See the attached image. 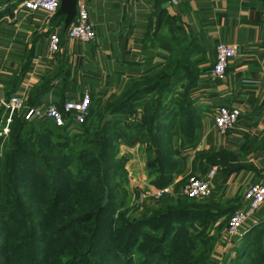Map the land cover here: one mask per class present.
I'll return each mask as SVG.
<instances>
[{
    "label": "crops",
    "instance_id": "obj_1",
    "mask_svg": "<svg viewBox=\"0 0 264 264\" xmlns=\"http://www.w3.org/2000/svg\"><path fill=\"white\" fill-rule=\"evenodd\" d=\"M21 1L0 0V126L8 115L5 100L24 95L29 101L40 91L45 96L39 98V105L93 93L97 104L90 108L92 120L101 127L109 102L174 58L185 65L177 70L183 81L177 89L182 91L191 82L194 110L189 116H176L170 128L161 122L168 136L164 156L161 150L149 149L148 142L118 139L126 178L123 187L128 182L132 188L130 193L125 186L124 194L133 195L137 203V189L156 187L160 175L152 173L148 163L159 159L170 163L161 173L173 177L175 184L188 175L202 177L216 167L214 191L225 204L218 205L227 208L242 203L245 186L264 183V0H88L96 32L88 44L61 35L66 29L55 13L30 12ZM54 30L63 44L51 57L47 36ZM219 42L238 48L224 80L210 73ZM220 105L241 109L237 126L227 135H220L212 121ZM132 115L114 114L115 131L133 122ZM210 152L212 162L205 158ZM226 218L219 216L207 230L212 235L219 232L213 255L225 263L234 256L233 246L225 243L224 229L219 228ZM263 221L264 203L244 229Z\"/></svg>",
    "mask_w": 264,
    "mask_h": 264
},
{
    "label": "trees",
    "instance_id": "obj_2",
    "mask_svg": "<svg viewBox=\"0 0 264 264\" xmlns=\"http://www.w3.org/2000/svg\"><path fill=\"white\" fill-rule=\"evenodd\" d=\"M57 17L64 19V15ZM67 29L61 35H66ZM182 63L174 58L168 60L149 77L131 84L117 101L107 104V114L112 119L103 127L97 119L92 120L91 109L97 102L91 92L90 115L83 123L66 121L57 126L47 118L28 121L21 113L14 114L8 138L3 143L0 137V246L3 244L1 237L6 239L8 232L17 240L24 237L28 240L23 243L13 239L9 251L6 250L5 255L0 252V264H99L95 257L100 255L97 239L103 217L110 213L112 206L122 215L113 225L118 233L115 240L121 241H118L119 245L111 241V264H211V245L214 247L217 236L208 233L209 224L224 214L227 218L221 226H225L226 220L228 222L231 214L242 205L240 203L235 209L232 205L228 208L219 206L225 204L220 203L222 197L216 194L217 190L205 198L166 193L160 199H146L141 216L136 214L137 207L128 212L121 209L123 203L118 201L101 208V196L105 192L109 201L112 198L104 181L109 184L110 178H115L110 182L117 186L116 193L126 181L124 161L118 157V141H145L149 143V149L158 153L161 150L160 155L164 156L168 136H164L161 122L164 120L165 126L170 128L176 116L192 114L191 82L182 91L177 89L183 82L177 71L179 67H185ZM34 95L26 105L38 106L39 98L45 96L40 91ZM65 101L56 102L62 105ZM120 111L127 114L141 112V118L125 123L122 131L116 132L113 115ZM213 155L210 152L205 158L212 162ZM158 161L148 163L152 173L160 175L155 186L172 184L176 192L188 176L175 184L173 177L161 173L170 163L164 159ZM30 185L36 187L34 192L27 190ZM78 225L91 227L86 229L87 236L74 229L59 247L45 244L49 233L58 235ZM244 227L228 264H264V221L246 230ZM48 228L51 231H46ZM55 239L60 241V238ZM67 243L70 244L67 247L73 248H66ZM169 245L172 248L169 249ZM196 245H202V248L193 253ZM77 246L80 249L75 251ZM60 248L73 252L69 254ZM139 248L138 258L135 251ZM205 251L207 254L204 255ZM49 253L57 258H72L61 262L57 258L49 259ZM24 256L30 260L22 261Z\"/></svg>",
    "mask_w": 264,
    "mask_h": 264
},
{
    "label": "built area",
    "instance_id": "obj_3",
    "mask_svg": "<svg viewBox=\"0 0 264 264\" xmlns=\"http://www.w3.org/2000/svg\"><path fill=\"white\" fill-rule=\"evenodd\" d=\"M60 0H22L21 6L30 12L44 10L53 14L58 9ZM76 13L70 26L67 29L66 36L69 39L79 43L88 44L96 37L95 27L90 17L88 0L76 1ZM49 55L54 56L62 48V38L57 32L49 33L47 36ZM215 61L210 69L213 78L224 80L226 69L229 63L237 57L238 48L235 45L226 42H219L215 46ZM91 95L85 94L79 99L67 100L58 105L52 101L40 104L39 106L26 105L24 95H12L3 103L7 109V117L0 126V137L3 143L9 136L10 125L15 113H21L24 119L28 121L39 120L40 118L50 119L55 125L61 126L66 121L83 123L90 115ZM241 115V109L234 106L220 105L213 111L212 121L220 135H227L228 132L237 126ZM141 118V113L132 115V121ZM217 168L213 167L204 176L188 175L186 180L179 186L176 192L172 184L164 187H145L135 191L137 203L144 202L146 199H160L164 194L174 195L176 193L189 198H205L211 196L214 191L213 182L216 178ZM242 205L237 208L229 217L225 231V243L234 246L242 229L249 217L256 213L264 203V183H252L245 186L243 190Z\"/></svg>",
    "mask_w": 264,
    "mask_h": 264
},
{
    "label": "rangeland",
    "instance_id": "obj_4",
    "mask_svg": "<svg viewBox=\"0 0 264 264\" xmlns=\"http://www.w3.org/2000/svg\"><path fill=\"white\" fill-rule=\"evenodd\" d=\"M115 172H116V170H115ZM34 180L36 182V177H34ZM112 180H116V179L115 178H110L109 184L106 181H104L109 186L110 193L112 195L111 201H108V203H107V205L105 207H107V206L109 207L110 204H112L114 201H115V203H117L116 201H118V203H123V207H122L123 210L125 209V210H128V212H131L136 207V205L142 204V203H136L135 197L134 198L132 197L133 195L129 196L127 194L126 195L123 194V190L125 189V186L128 187V190L131 193V189H132L131 188V184H129L127 182L125 184V186L123 187L124 189L122 188L119 193H116L117 186L110 182ZM32 186L33 185H30L27 190L30 191V192H34L36 187H32ZM104 196L105 195L101 196L102 197L101 198V203H102V201L104 199ZM124 197H125V199L122 200ZM136 198H137V196H136ZM87 200L90 201L89 198ZM84 206H87V204L84 205ZM143 210H144V208L141 209V212L139 213V216L142 215ZM109 211H110V213H106L104 215V217H103V221L104 222H103L102 227H101L102 230H101V232H99V237L97 239L98 246H96V247H97V251L100 253V255H95V257L97 258L96 260H97V262L99 264H111L110 263L111 261L109 260V254L111 252V248L113 247L111 245V243H112L111 241H113L115 244H117L118 241H121V240H115V237H116V235L118 233L117 232L115 233V229H113V227H114L113 225L118 223V220L120 219V215H122V213L116 211V208L114 206H112V208H110ZM226 222H227V220H226ZM226 222L224 224L225 225L224 227H221V226L219 227L220 229H224L223 231H226V229H225V228H227ZM46 224L49 225V223H46ZM89 228H91V227H89L88 225H78L75 228L71 229V231H66L64 233H59L58 235H56L55 233H49V235H46V237H45V239H46V243L45 244L48 245V246L50 245V247H55V246L59 247L61 243H63V242L65 243V239L68 236H70V235H72L74 233V229H79L81 232H83V235L87 236L88 232H86V229H89ZM46 231L49 232L51 230H49V228H48V229H46ZM25 232H23V233H25ZM218 233L219 232L216 231V233H214V234L218 235ZM9 234H10V232L7 233L6 239H4L5 237H1V240H2L3 244L0 246V249H1L0 252H1L2 255H5L6 250H7V252L9 251V247H10L11 241H13V239H15L12 236L10 237ZM26 234H27V232H26ZM210 235L213 236L212 234H210ZM55 238H58V239L60 238V241H58ZM27 240H28L27 237H24V238H21V240L15 239L14 241H23V243H26ZM216 241H213L214 247L211 245V249L213 248L212 253L210 255L212 257V259H213V260L211 259V261H210L211 264H228L229 263V260H228L229 256L226 259L227 260L226 263L224 261L220 262V261L216 260V258L213 257V254H215V249H216V244H217ZM262 244L264 246V241H263ZM117 245H119V244H117ZM67 246H70V244H68V243L65 244V247L66 248H71V249L73 248V247H67ZM171 246L169 245V249L172 248ZM200 248H202V245H199V246L196 245V248H194V250L192 252L193 253H198ZM60 249L61 250L62 249L66 250L65 248H60ZM78 249H80L79 246H77L75 251H77ZM140 249L141 248L137 249V252L135 251V253H137L136 255H137L138 258L140 257V255H139ZM66 252H69V254H71L73 251H67L66 250ZM203 254L204 255L207 254V251H205ZM47 255L50 256L49 259L50 258L51 259L57 258L52 253H49ZM233 255L234 254H232L231 257ZM58 257L59 258H57V259L59 261H61V262H66V261L68 262V260L70 258H72L71 256L66 257L65 259H63V257H60V256H58ZM26 259L30 260V257L24 256V257L21 258L22 261H26ZM77 259H79V258H77ZM49 264H53V262H51Z\"/></svg>",
    "mask_w": 264,
    "mask_h": 264
},
{
    "label": "water",
    "instance_id": "obj_5",
    "mask_svg": "<svg viewBox=\"0 0 264 264\" xmlns=\"http://www.w3.org/2000/svg\"><path fill=\"white\" fill-rule=\"evenodd\" d=\"M76 1L77 0H60L58 9L56 10V15H64L63 19V25L64 29H67L70 26L71 21L73 20L75 13H76ZM111 116L107 114L102 120H101V127L104 126V124L110 120ZM104 199L101 203V208H104L108 201L109 197L107 193L104 194Z\"/></svg>",
    "mask_w": 264,
    "mask_h": 264
}]
</instances>
